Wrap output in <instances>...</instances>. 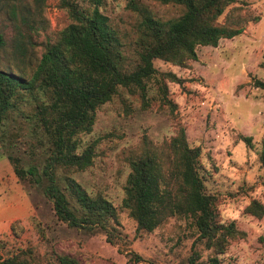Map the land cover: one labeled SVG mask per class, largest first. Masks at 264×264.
Listing matches in <instances>:
<instances>
[{"label":"trees","instance_id":"trees-1","mask_svg":"<svg viewBox=\"0 0 264 264\" xmlns=\"http://www.w3.org/2000/svg\"><path fill=\"white\" fill-rule=\"evenodd\" d=\"M48 1L0 0V20L13 31L9 42L0 32V51L10 50L8 65L0 67V130L14 113L31 120L28 142L39 151L41 172L36 165L23 169L16 157L8 159L18 178L27 174L44 178V192L60 220L121 244L126 236L120 211L102 194L87 192L72 176L89 168L95 156V143L81 148V137L91 133L97 111L120 96L121 90L148 107L149 82L156 86L160 105L174 116L176 105L168 98L167 82L182 81L173 73L159 72L153 61L188 68L197 60L198 48H215L220 40L240 35L244 19L235 16L230 23L219 22L236 0H148L180 7L182 12L171 18L157 15L140 0H128L132 23L128 32H122L101 12L104 0H90L86 7L78 0H57L66 13V26L37 41ZM37 47L40 56L26 65L28 53ZM254 85L264 91V81ZM24 104L29 105L26 112L20 109ZM12 140L8 138L10 146L15 144ZM200 154L199 148L190 147L180 124L173 136L159 143L143 136L126 157L129 173L121 206L141 234L153 232L172 218L182 221L192 239L187 263L221 264L219 255L244 233L234 221H222L219 198L207 192L200 173ZM259 163L264 169V147ZM57 171L63 183L57 180ZM244 212L262 217L264 205L251 200ZM128 253L127 264L142 260L135 251ZM55 260L80 264L74 256L62 253H56ZM0 264L39 261L31 250H22L5 258L0 255Z\"/></svg>","mask_w":264,"mask_h":264},{"label":"rangeland","instance_id":"rangeland-1","mask_svg":"<svg viewBox=\"0 0 264 264\" xmlns=\"http://www.w3.org/2000/svg\"><path fill=\"white\" fill-rule=\"evenodd\" d=\"M140 1L163 18L182 12L180 7ZM127 2L104 0L100 8L122 32H128L132 23ZM78 3L86 7L90 0ZM235 16L244 19L243 32L220 40L215 48H198V58L188 68L153 61L159 72L173 73L182 81L167 82L168 98L176 105L174 116L160 105L156 86L149 82L148 107L121 90L120 96L97 111L91 133L81 137V148L95 143V156L89 168L72 176L87 192L100 193L117 207L126 236L124 243L111 244L102 233L91 234L60 220L44 192V178L16 176L9 156L18 158L25 170L38 166L39 173L42 158L37 147L28 142L31 120L14 113L6 121L0 130L4 134L0 137L1 257L31 250L39 264H58L56 253L74 256L80 264H127L128 252L133 250L142 257L133 264H188L192 239L182 221L172 218L153 232L141 234L121 206L129 151L143 136L155 143L169 139L180 124L190 147L200 149V173L207 192L219 198L222 221H234L244 233L231 240L227 251L219 255L221 264H264V215L244 212L251 200L264 205V169L259 163L264 147V91L254 85L255 81H264V0H236L219 22L230 23ZM40 20L37 41L64 28L67 16L57 0H49ZM6 26L0 20V32L9 42L13 31ZM9 54V49L0 51V67L8 65ZM39 56L37 47L28 53L26 65ZM28 108V104L20 107L24 112ZM8 138H13L14 146L8 144ZM56 175L63 183V175L59 171Z\"/></svg>","mask_w":264,"mask_h":264}]
</instances>
